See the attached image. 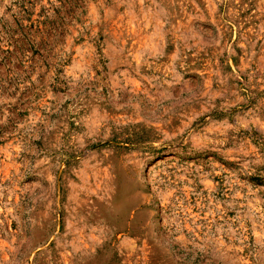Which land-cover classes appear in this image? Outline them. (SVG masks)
I'll return each instance as SVG.
<instances>
[{
  "label": "rangeland",
  "instance_id": "374dc122",
  "mask_svg": "<svg viewBox=\"0 0 264 264\" xmlns=\"http://www.w3.org/2000/svg\"><path fill=\"white\" fill-rule=\"evenodd\" d=\"M0 264H264V0H0Z\"/></svg>",
  "mask_w": 264,
  "mask_h": 264
}]
</instances>
